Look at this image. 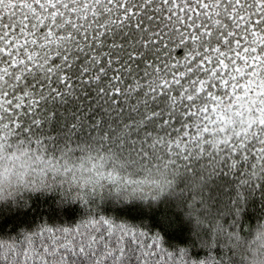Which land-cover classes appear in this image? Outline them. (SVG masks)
<instances>
[{
    "label": "snow or ice",
    "instance_id": "6c2138e0",
    "mask_svg": "<svg viewBox=\"0 0 264 264\" xmlns=\"http://www.w3.org/2000/svg\"><path fill=\"white\" fill-rule=\"evenodd\" d=\"M260 226L264 0H0V264H264Z\"/></svg>",
    "mask_w": 264,
    "mask_h": 264
},
{
    "label": "clouds",
    "instance_id": "9594fccd",
    "mask_svg": "<svg viewBox=\"0 0 264 264\" xmlns=\"http://www.w3.org/2000/svg\"><path fill=\"white\" fill-rule=\"evenodd\" d=\"M255 232H259L261 234L262 238H264V226L257 227L255 229Z\"/></svg>",
    "mask_w": 264,
    "mask_h": 264
}]
</instances>
